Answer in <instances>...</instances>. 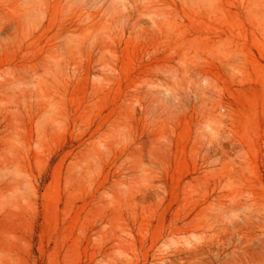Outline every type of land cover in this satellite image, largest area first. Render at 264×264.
<instances>
[{"label":"rangeland","instance_id":"rangeland-1","mask_svg":"<svg viewBox=\"0 0 264 264\" xmlns=\"http://www.w3.org/2000/svg\"><path fill=\"white\" fill-rule=\"evenodd\" d=\"M0 264H264V0H0Z\"/></svg>","mask_w":264,"mask_h":264}]
</instances>
